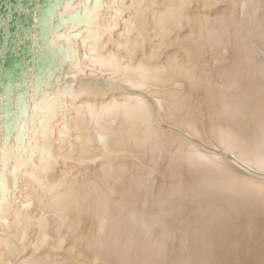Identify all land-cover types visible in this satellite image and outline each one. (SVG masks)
<instances>
[{
  "label": "bare ground",
  "instance_id": "6f19581e",
  "mask_svg": "<svg viewBox=\"0 0 264 264\" xmlns=\"http://www.w3.org/2000/svg\"><path fill=\"white\" fill-rule=\"evenodd\" d=\"M59 16L49 77L75 76L0 142V264H264V0Z\"/></svg>",
  "mask_w": 264,
  "mask_h": 264
},
{
  "label": "water",
  "instance_id": "95a60500",
  "mask_svg": "<svg viewBox=\"0 0 264 264\" xmlns=\"http://www.w3.org/2000/svg\"><path fill=\"white\" fill-rule=\"evenodd\" d=\"M60 1L0 0V111L3 110L5 114L0 118V142L13 136L12 123L19 116L21 102L24 103V110L30 111L32 109L31 102L25 100L29 98V83H33L34 88L31 92L36 97L38 94H45L46 89L40 88L41 86L54 91V83L58 80L60 81V89L66 90L68 84L74 80V69L70 66L66 67L67 77H64L62 73H55L54 78L49 77L55 68L56 51L47 47L48 29L60 31L63 22L69 19V17L59 16L51 26L48 25L51 20H48L47 16L56 9ZM89 47L88 44L86 52ZM58 50H61V45L58 46ZM55 72L57 71L55 70ZM103 81L124 86L116 81L104 79ZM124 87L137 92V90ZM14 101H16L17 108L14 106ZM163 125L177 130L168 124ZM1 146L2 143H0V149ZM231 158L234 159L232 156ZM241 165L247 171L257 173L244 164ZM22 205H26V203H22Z\"/></svg>",
  "mask_w": 264,
  "mask_h": 264
},
{
  "label": "snow or ice",
  "instance_id": "6c2138e0",
  "mask_svg": "<svg viewBox=\"0 0 264 264\" xmlns=\"http://www.w3.org/2000/svg\"><path fill=\"white\" fill-rule=\"evenodd\" d=\"M119 14V13H118ZM129 27H131V25H129ZM65 131H69V129L65 128Z\"/></svg>",
  "mask_w": 264,
  "mask_h": 264
}]
</instances>
